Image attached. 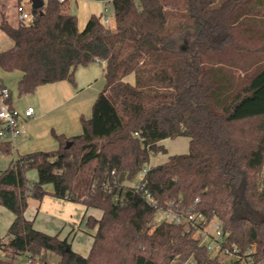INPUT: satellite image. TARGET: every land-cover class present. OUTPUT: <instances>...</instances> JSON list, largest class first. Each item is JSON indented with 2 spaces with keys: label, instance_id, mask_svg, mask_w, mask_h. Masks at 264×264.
<instances>
[{
  "label": "trees",
  "instance_id": "obj_1",
  "mask_svg": "<svg viewBox=\"0 0 264 264\" xmlns=\"http://www.w3.org/2000/svg\"><path fill=\"white\" fill-rule=\"evenodd\" d=\"M110 1L114 27L92 14L80 29L70 0L33 8L29 24L0 20L13 41L0 50V69L22 72V95L47 83L75 84L79 66L105 63L82 133L55 134L59 148L22 154L1 171L0 205L15 218L0 251L42 264L48 251L58 264H264V0ZM184 32L190 40L180 45ZM179 136L189 138L188 152L151 164L168 153L159 142ZM0 149L13 146L0 142ZM32 168L36 181L27 177ZM47 194L102 212L86 216L96 228L87 255L26 217L29 200ZM197 198L203 226L218 220L239 258L214 255L198 228L152 225L159 208L188 209ZM0 264L20 263L0 256Z\"/></svg>",
  "mask_w": 264,
  "mask_h": 264
},
{
  "label": "crops",
  "instance_id": "obj_2",
  "mask_svg": "<svg viewBox=\"0 0 264 264\" xmlns=\"http://www.w3.org/2000/svg\"><path fill=\"white\" fill-rule=\"evenodd\" d=\"M46 1L44 2L46 3ZM99 1H103L108 4L112 3L110 0H99ZM26 2H29L28 4L30 5V14H32L33 6L31 0H23L22 2L23 11L25 12L26 4H27ZM96 15H99V13ZM90 17L91 15L89 17H86L84 21L86 23L84 24H87ZM113 23H115V20ZM79 27L80 29H83L80 23H79ZM12 45L13 42H10L8 48H10ZM95 62H100V61H95ZM100 63L104 67L105 63L104 62H100ZM21 77H22V72L20 71L18 82ZM71 83H72L71 81L62 80L54 83L43 84L37 87L35 91H41L42 93L41 96L42 104L37 109L31 104L25 106L24 108L17 107L16 105H14L13 99L11 97V102L13 106L18 108L21 112H24L30 106L34 107L35 109L34 116L25 117L23 119V125L26 128V133L21 135L19 141L17 142L18 144L16 148L18 150L20 149V147L22 148L21 151L22 153H20L19 155L27 154L35 151H51L59 148V141L55 134H64L65 136L70 137L82 133L83 126L81 123V117L85 116L89 118L92 116L90 114L91 104L95 102L98 94L103 89L104 85L103 84L98 85L90 81L86 85L78 89L79 88L78 82H75V84L74 83L73 84L75 85L76 88L73 89ZM0 84H4L8 86V84L4 81V79H0ZM17 89H18V83H17ZM51 115L52 117H54V119H50V120L46 119L49 118V116ZM165 141L166 139L160 141L159 143L161 144ZM170 154L171 153L168 150V153L164 154V158H162L163 160L160 161V158L156 157L155 161L151 164L154 165L166 161ZM47 185H46V189L49 192H52L53 185L52 186H47ZM90 210L91 208L87 209L86 206L82 203L70 201L67 199H61L53 195L47 194L41 202L34 199L29 200V206L26 210V217L34 221L35 227L37 229L42 230L49 234H53V231L57 230V228H60L61 226L62 227L67 226L68 225L67 223H69L68 220H72L75 222V219L77 218L76 216L81 214V212H83L81 216V221H83L86 218L87 214H92V215L97 214L95 217L97 218L101 217L102 212L100 210H98L100 211V214L98 212L91 213ZM76 212H78L77 215H75ZM37 224H39V226ZM73 229L74 227H72L68 235L64 237L67 236L70 237L73 232ZM25 255L28 256L27 254ZM45 260L47 261L46 255H45Z\"/></svg>",
  "mask_w": 264,
  "mask_h": 264
},
{
  "label": "rangeland",
  "instance_id": "obj_3",
  "mask_svg": "<svg viewBox=\"0 0 264 264\" xmlns=\"http://www.w3.org/2000/svg\"><path fill=\"white\" fill-rule=\"evenodd\" d=\"M18 0H0V20L2 17L6 18L10 23L17 25L18 24V13L20 11L18 6ZM46 1V0H44ZM26 8L25 12L30 13V5L29 2H26ZM70 11L71 13H74L78 17V22L81 24V27L83 29L86 26L85 19L86 17H89L92 14H103L110 18L111 22L113 23L115 20L114 17V6L112 3H105L103 1L99 0H70ZM173 21H176V18L173 19ZM115 23H113L114 27ZM178 42L181 45L186 44L190 40V33L184 32V33H178ZM10 42H13L6 33L0 28V50L7 49L10 45ZM240 72V71H239ZM242 73V72H240ZM20 71L14 70V71H4L0 69V79H4V81L8 84V86L11 88L12 91V99L14 105L17 107L24 108L27 105H33L36 109L40 107L42 104V93L41 91H33L29 94H21L19 93L17 89V83H18V77H19ZM134 76L128 77L129 80L133 81ZM92 81L93 83H96L98 85L105 84V79L103 76V66L100 62H94L90 63L86 66H79L75 72V82H78L79 88L86 85L88 82ZM71 86L73 89H75V85L71 83ZM93 104H91L90 108V114L92 115L93 111ZM46 119H54V117L49 116V118ZM19 141V138L17 139V142ZM167 149L171 154H182L187 153L189 150V138L185 136H179L176 138H167L165 142L161 143ZM46 145V144H45ZM50 147V146H47ZM52 149V148H50ZM22 151V148L18 150L16 147H13L12 151L10 153H4L0 149V173L1 171L7 169L11 162L16 160L20 155ZM156 157L160 158V161L163 160L164 154L160 153L156 155L155 157L151 158V163H153L156 159ZM167 158V156H166ZM27 177L30 181H36L38 179V171L36 168L29 169L27 171ZM47 186H52V184H48ZM51 195V194H50ZM91 213L98 212L100 214V211L98 209L91 208ZM78 212H76L75 215H77ZM72 214V213H71ZM81 214L77 215L75 222L72 220H68L69 223L65 227L57 228V230L53 231V234L60 233L61 237H64L68 235L71 228L74 227V232H72L70 236V241L72 243V249H75L76 251L87 255L90 252V249L93 244V234L96 231V228L91 227L87 225L86 218L81 221ZM97 215V214H96ZM94 215V216H96ZM15 218V214L12 210L5 207L4 205H0V241L5 239L8 234V230L10 225L12 224L13 220ZM162 221V215L160 213H157L155 216V219L152 222V225L155 226L159 222ZM214 222V221H213ZM213 222L208 226L207 230L209 232H213L212 224ZM39 226V224H37ZM43 227V226H41ZM198 238H200L201 242L203 244L208 245L210 248H212L213 243L212 241L207 237V234L203 231H196L194 233ZM80 250V251H79ZM0 256L7 260H14L17 263L25 264L27 261V256L24 255H18L14 256L10 252H3L0 251ZM220 258L226 262H230L231 260L235 259L233 256H224L219 255ZM46 259L49 264H58L59 256L51 251H48L46 254Z\"/></svg>",
  "mask_w": 264,
  "mask_h": 264
},
{
  "label": "built area",
  "instance_id": "obj_4",
  "mask_svg": "<svg viewBox=\"0 0 264 264\" xmlns=\"http://www.w3.org/2000/svg\"><path fill=\"white\" fill-rule=\"evenodd\" d=\"M66 1V0H60ZM19 22L29 24L33 22L34 15L28 14L20 9L18 15ZM101 20L106 27L113 26L110 18L101 14ZM12 93L8 86L0 84V142L10 143L13 147H17V139L21 135L26 133V128L23 125V119L25 117L34 116V107H28L24 112H21L18 108L14 107L11 102ZM148 168H144L134 186L138 189H142L145 185L143 179L146 176ZM148 197L151 202L155 203L154 198L148 193ZM200 201L199 198L195 200V203L189 207L178 208L170 207L167 209L159 208L158 213L162 215V220L175 222L177 224H183L187 228H198V231H203L207 234V237L212 241L213 246L210 248L214 255L233 256L239 258L238 248L236 246L226 245V234L224 233L222 226L218 220H215L212 224L213 232L207 230V226H203L205 216L202 212H198L197 204ZM251 252V251H250ZM25 264H42L39 260H35L30 256H27ZM46 264H49L47 261Z\"/></svg>",
  "mask_w": 264,
  "mask_h": 264
},
{
  "label": "water",
  "instance_id": "obj_5",
  "mask_svg": "<svg viewBox=\"0 0 264 264\" xmlns=\"http://www.w3.org/2000/svg\"><path fill=\"white\" fill-rule=\"evenodd\" d=\"M33 8H42L45 5L44 0H31Z\"/></svg>",
  "mask_w": 264,
  "mask_h": 264
}]
</instances>
